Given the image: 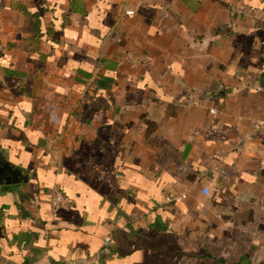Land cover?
Instances as JSON below:
<instances>
[{
	"label": "crops",
	"instance_id": "obj_1",
	"mask_svg": "<svg viewBox=\"0 0 264 264\" xmlns=\"http://www.w3.org/2000/svg\"><path fill=\"white\" fill-rule=\"evenodd\" d=\"M0 45V264H264V0H0Z\"/></svg>",
	"mask_w": 264,
	"mask_h": 264
},
{
	"label": "built area",
	"instance_id": "obj_2",
	"mask_svg": "<svg viewBox=\"0 0 264 264\" xmlns=\"http://www.w3.org/2000/svg\"><path fill=\"white\" fill-rule=\"evenodd\" d=\"M127 15H132L134 12L132 10H127L125 12ZM1 49V45H0ZM256 128L261 130L264 129V120L259 121L257 123ZM204 195H208L210 193V187L205 186L202 190ZM187 198V192H181V193H170L166 195V203L167 204H178L183 202ZM73 205V200L68 197L64 192L61 190H56L54 196H53V206L55 209H68ZM115 243V239L112 236H108L100 249V251L91 257H85V258H79L74 261H68L63 264H98L101 260V258L104 255H108L111 253V249L113 244ZM44 264V263H39Z\"/></svg>",
	"mask_w": 264,
	"mask_h": 264
},
{
	"label": "water",
	"instance_id": "obj_3",
	"mask_svg": "<svg viewBox=\"0 0 264 264\" xmlns=\"http://www.w3.org/2000/svg\"><path fill=\"white\" fill-rule=\"evenodd\" d=\"M29 176L26 170L11 162L6 155L0 154V185L27 183Z\"/></svg>",
	"mask_w": 264,
	"mask_h": 264
}]
</instances>
